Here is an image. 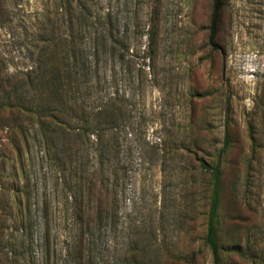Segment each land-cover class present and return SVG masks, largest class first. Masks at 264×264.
I'll list each match as a JSON object with an SVG mask.
<instances>
[{"label": "rangeland", "instance_id": "374dc122", "mask_svg": "<svg viewBox=\"0 0 264 264\" xmlns=\"http://www.w3.org/2000/svg\"><path fill=\"white\" fill-rule=\"evenodd\" d=\"M63 3L0 0V264H74V195L99 155L70 118L46 153L25 110L42 104L30 70L53 54L71 67L74 51L81 106L115 99L125 116L102 138L114 215L91 234L94 263L213 264L202 159L221 167L220 264H264V0H223L214 48V0H90L81 29Z\"/></svg>", "mask_w": 264, "mask_h": 264}, {"label": "trees", "instance_id": "16d2710c", "mask_svg": "<svg viewBox=\"0 0 264 264\" xmlns=\"http://www.w3.org/2000/svg\"><path fill=\"white\" fill-rule=\"evenodd\" d=\"M64 6L70 7L72 17L81 29V23L89 20L92 11L90 0H63ZM223 5V0H214L212 18L210 22L209 45L214 48L213 37L217 25L218 12ZM63 6V7H64ZM65 7V8H66ZM117 42H113L115 47ZM69 57V56H68ZM73 65L60 69L57 58L51 55L40 58L38 64L28 73V92L38 93L42 104H31L25 110L30 116H36L39 124L44 128L43 142L46 153L51 150L52 128H61L63 132H70L66 127V121L75 120L72 131L79 139L95 145V153H98L100 165L83 171L78 182L77 192L74 195V215L76 217L77 234L72 249L74 264H95L91 250L92 232L96 225L103 224L112 219L114 215L111 193L101 176L103 167V136L106 131L113 130L124 119V112L115 99H110L103 107L96 108L91 112L84 109L80 101V93L86 81L89 71L80 64V58L75 51L71 56ZM81 65V66H79ZM71 106L75 116H65L66 108ZM60 115V116H59ZM68 129V130H66ZM91 136H95V142H91ZM199 167L207 172L212 179V191L210 208L207 217V234L205 244L212 255L213 264L221 262V247L217 236V218L220 207L222 192V173L220 164L208 165L204 160H199ZM85 174V175H84ZM85 176V177H84ZM100 179V180H99ZM181 257L168 258L162 264H190Z\"/></svg>", "mask_w": 264, "mask_h": 264}]
</instances>
